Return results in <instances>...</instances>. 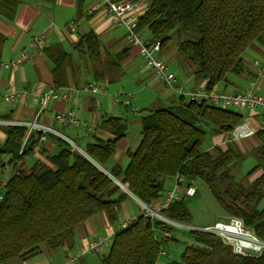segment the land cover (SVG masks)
<instances>
[{"label": "trees", "instance_id": "1", "mask_svg": "<svg viewBox=\"0 0 264 264\" xmlns=\"http://www.w3.org/2000/svg\"><path fill=\"white\" fill-rule=\"evenodd\" d=\"M22 1L0 0V13L12 18ZM141 1L144 7L136 19L137 30L146 28L149 39L159 41L161 48L169 44L175 28L191 34L178 42L176 52L194 66V75L204 80L206 89L225 83L229 74L241 73L246 49L264 35V0ZM44 49L53 64V85L65 86V63L70 55L59 45ZM74 49L91 59L100 58L99 42L91 31L81 35ZM241 119L233 110L178 97L175 104L140 118L139 143L125 151L123 166L109 165L117 141L126 134L127 124L121 117L104 118L101 126L113 137L94 138L81 147L83 153L63 138L48 134L57 149L47 155V163L37 160L29 171H15L0 192V264H25L43 244L50 249L71 248L76 227L101 212L114 223L120 204L128 197L115 181L141 203L151 205L164 191V181L177 174L187 183H204L225 218H240L264 241V129L254 132L260 139L253 148L256 164L245 175L256 169L261 173L248 183H243L245 176L231 174L242 154L230 144L210 150L204 147L208 133L230 134ZM0 130L4 134L0 166L15 167L35 147L38 132L28 133L23 125H0ZM189 198L183 195L173 200L160 214L190 224ZM172 228L141 212L114 232L100 264H160L162 250L156 230L170 232ZM187 232L194 243L185 245L178 261L166 264H264V251L258 256L237 255L215 235Z\"/></svg>", "mask_w": 264, "mask_h": 264}, {"label": "crops", "instance_id": "2", "mask_svg": "<svg viewBox=\"0 0 264 264\" xmlns=\"http://www.w3.org/2000/svg\"><path fill=\"white\" fill-rule=\"evenodd\" d=\"M92 0H23L16 9L12 18L0 13V35L3 37L0 43V62L14 58L21 50H27L31 55L27 62L18 66L15 70L2 69L0 67V93H18L23 89L37 88L41 92L50 90L58 93L57 99H50L41 110L37 121L41 124L58 130L63 136L71 140L82 143L93 141L94 138L110 139L113 135L104 127L101 122L104 118L121 117L126 121L127 130L123 138L116 143L115 153L109 165H125V151L134 150L140 140V118L134 114L145 112L149 109V104L154 99H159L163 106L171 105L170 98H161L165 90L171 96H176L167 89L160 81L153 78L150 70L145 66L143 58L139 55L136 46H130L124 40V29L116 27L110 23L103 7L92 14H86L85 10ZM143 8L140 9V12ZM73 21L75 31L66 28V23ZM93 32L99 42V60L91 59L86 55H81L74 49V43L81 35ZM140 32V31H139ZM42 34L46 40V47L59 45L65 50L70 58L66 60L65 86H54L51 69L53 64L46 50L42 53H34L30 47V37L33 34ZM144 39V38H143ZM149 39L145 37V40ZM261 54V53H260ZM158 56L173 66V71L178 75L179 81L189 88H202L204 80L194 75V66L188 60L176 58L174 48H161ZM257 59V56H247L243 60L244 69L239 74H229L227 81L216 85L217 88L227 92H242L251 89L254 92L264 94V53ZM181 71V72H179ZM102 83L106 93L93 92L82 89L88 81ZM158 85L164 89L158 90ZM121 90L124 94L132 96L131 105L137 110L133 111L121 100H115V94ZM69 94L65 99L62 95ZM169 97V96H168ZM38 105L33 103L29 95L19 94L13 101L0 100V120L31 121L37 113ZM73 110L75 115L89 123L92 130L86 132L76 127H61L54 121V114L63 110ZM229 109V108H228ZM241 114L242 119L239 124L254 132L264 129V113L247 108L230 109ZM247 111L246 118L242 112ZM137 127L131 131V125ZM139 132V133H138ZM213 145L230 144L238 153L242 154L253 150L260 139L252 134L245 138H232L228 133H216L212 135ZM4 139V134L0 130V141ZM127 141V142H125ZM81 150V147H77ZM55 141L47 137L41 147L35 145L31 153L20 160L15 167L11 165L3 173L7 180V170H22L26 167L25 159L39 153L38 158L45 159L47 155L56 151ZM29 171V170H28ZM24 172V171H23ZM173 185L172 178L164 181V189ZM123 189V188H122ZM128 197L123 201L117 212V219L111 223L107 215L101 212L79 224L75 230L74 244L71 248L58 247L50 249L46 244L41 245L38 252L26 259L25 264H59L68 250H75L80 245L88 242L94 235H107L112 239L114 232L119 228L120 223L137 216L133 206H129L131 198L136 202H141L130 192L123 189ZM163 199V193L151 204ZM225 216L222 217L224 219ZM157 236V235H156ZM162 237V235H161ZM171 238V237H170ZM169 238L163 240L165 242ZM104 253V252H103ZM85 256L80 259V264H98L100 256L103 254ZM160 264H166L161 261Z\"/></svg>", "mask_w": 264, "mask_h": 264}, {"label": "built area", "instance_id": "3", "mask_svg": "<svg viewBox=\"0 0 264 264\" xmlns=\"http://www.w3.org/2000/svg\"><path fill=\"white\" fill-rule=\"evenodd\" d=\"M104 8L108 20L116 27L124 29V40L130 46L138 48L139 55L143 58L145 66L150 70L152 76L157 81H160L167 89L173 92L176 96L182 97L187 101L206 102L208 104L218 106L221 108H247L264 113V94L254 92L247 89L242 92H227L219 89L216 86L210 89L189 88L183 85L178 78V75L169 69L168 62L164 61L158 56L161 50L159 41H152L150 39H143L137 30V16L140 9L144 7L143 1L133 3L129 2H115L111 0H92L87 6L86 14H92ZM66 28L70 31H75V24L73 21L66 23ZM30 47L34 53H42L46 46V40L42 34H33L30 37ZM30 53L23 49L14 58L0 62L2 69L15 70L21 64L27 62L30 58ZM82 89L106 93V87L97 81H88ZM19 94L29 95L33 103L38 105L37 113L31 121H14V120H0V125H23L27 127V132H38L36 145L41 147L46 141L47 135L52 134L63 138L73 147L75 146L71 139L63 136L58 130L41 124L37 121V117L41 110L46 106L50 99H57L58 93L55 91L41 92L37 88L23 89L18 93H0V100L13 101ZM65 99L69 98V94L62 95ZM115 100L123 101L127 106L131 107L133 111L137 108L132 107V96L124 94L121 90L116 92ZM54 121L61 127H76L86 132L92 130L91 126L85 120L78 118L73 110H63L54 114ZM254 134V131L244 127L242 124L236 125L230 132L232 138H245ZM77 148V146H75ZM78 149V148H77ZM8 168L0 166V192L6 180L3 173ZM173 185L165 189L163 199L156 203L153 207L147 206L143 203L141 205L145 208V213L151 217L160 219L161 221L170 224L178 225L187 228L188 230H196L204 233L212 234L220 238L225 244L230 246L232 252L242 256H258L264 251V241L258 238L253 232L247 229L240 218L229 216L221 220H215L211 223L203 225L181 224L169 220L160 214V210L167 208L170 202L179 199L185 195L192 197L196 193V186L193 182H186V179L181 175L172 177ZM132 217L131 219H133ZM130 219V220H131ZM123 221L120 223L121 228L125 227L130 221ZM163 238H170V232L163 231ZM111 239L107 235H94L88 242L80 245L75 250H68L59 264H80V259L95 254H101L108 250ZM161 254H164L161 251ZM54 264V263H51Z\"/></svg>", "mask_w": 264, "mask_h": 264}, {"label": "rangeland", "instance_id": "4", "mask_svg": "<svg viewBox=\"0 0 264 264\" xmlns=\"http://www.w3.org/2000/svg\"><path fill=\"white\" fill-rule=\"evenodd\" d=\"M139 34L142 36V38L145 39V37L149 36L148 30L146 28H143L140 30ZM170 42L166 47L169 48H174L176 50L177 44L180 40L183 39H188L191 37L190 33H184L179 31L178 28H175L173 31L170 32ZM261 53V54H260ZM262 53H264V35L260 40H257L253 42L251 46H249L245 53L243 54V60L247 58V56H252L255 55L257 56V59L261 57L262 59ZM176 58L181 59V60H186L182 55L176 52ZM246 63V61L244 62ZM170 70H174L173 66H169ZM181 72V71H179ZM184 85V84H183ZM186 86V85H185ZM187 87V86H186ZM158 90L164 89L163 86L158 85ZM165 90V89H164ZM169 96V97H168ZM161 98H170L172 104H175L177 102L176 98L174 96H171L168 91L165 90V93ZM149 109H147L145 112L141 113H136L134 114L135 118L136 117H141L142 115H145L149 113L150 111L164 107L162 105V102L159 99H153L152 102L149 104ZM233 109V108H229ZM247 111H243L242 114L246 118L247 116ZM131 131L133 130L135 133V130L137 132V127H134V124L131 125ZM140 132V126L138 128ZM138 132V133H139ZM226 134V133H225ZM213 134H207L204 142V147L206 149L210 148L213 145ZM73 144L77 147H83V144L80 142H77L75 140H72ZM127 142V141H125ZM71 145V144H70ZM72 146V145H71ZM74 146V148H76ZM39 153L34 154L28 159H25L26 167L22 169V171L27 172L32 165L33 162L40 160V161H45L43 158H38ZM256 164V156L253 152V150L242 153V158L234 167L231 168V174L236 177L237 175L245 176L243 177V183H248L251 179L254 177L258 176L261 173V169H256L252 171L249 175H245L246 172H248L254 165ZM16 168L12 169L11 167L7 170V177L14 173ZM194 185L196 186V194L192 197L189 198L188 200V208L190 210V213L192 215V220H191V225H203L207 223H211L215 220H221L223 217V214L221 212V208L219 207L217 201L213 197L212 193L209 191V189L202 183L201 181H195ZM167 189V188H166ZM165 190V189H164ZM129 206H133L135 209V212L138 213L139 210L142 212H145V208L136 200L133 198L130 199ZM264 202V199L262 200L261 203ZM147 206H150L147 205ZM154 209V206H153ZM175 222V221H174ZM178 223V222H177ZM170 225V224H169ZM156 235L159 241L161 242V250L166 253V255H162L161 261L163 263H168L172 261H178L180 254L185 247V245H190L193 244L192 238L188 235L187 228H184L183 226H178V225H173L172 230L170 231V239L165 240L162 235V231L156 230ZM163 239V240H162ZM98 264L99 261H98Z\"/></svg>", "mask_w": 264, "mask_h": 264}, {"label": "water", "instance_id": "5", "mask_svg": "<svg viewBox=\"0 0 264 264\" xmlns=\"http://www.w3.org/2000/svg\"><path fill=\"white\" fill-rule=\"evenodd\" d=\"M78 150L80 151V152H82L83 153V151L82 150H80L79 148H78ZM116 183H117V185H119L121 188H123V189H125V190H127L122 184H120L119 182H117V181H115ZM127 192H129L128 190H127Z\"/></svg>", "mask_w": 264, "mask_h": 264}]
</instances>
